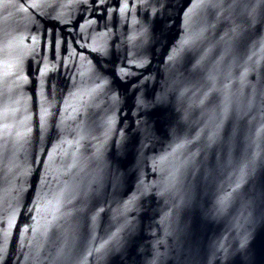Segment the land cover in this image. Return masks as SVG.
Listing matches in <instances>:
<instances>
[{
  "label": "water",
  "instance_id": "water-1",
  "mask_svg": "<svg viewBox=\"0 0 264 264\" xmlns=\"http://www.w3.org/2000/svg\"><path fill=\"white\" fill-rule=\"evenodd\" d=\"M0 264H264V0H0Z\"/></svg>",
  "mask_w": 264,
  "mask_h": 264
}]
</instances>
